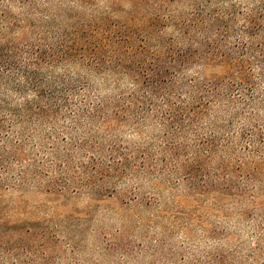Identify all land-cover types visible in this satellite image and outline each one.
I'll return each mask as SVG.
<instances>
[{
  "label": "trees",
  "instance_id": "obj_1",
  "mask_svg": "<svg viewBox=\"0 0 264 264\" xmlns=\"http://www.w3.org/2000/svg\"><path fill=\"white\" fill-rule=\"evenodd\" d=\"M48 1L0 0V187L138 200L180 174L221 201L255 192L264 0H112L66 26L60 5L47 22ZM52 220L0 217V264H49L65 225Z\"/></svg>",
  "mask_w": 264,
  "mask_h": 264
},
{
  "label": "rangeland",
  "instance_id": "obj_2",
  "mask_svg": "<svg viewBox=\"0 0 264 264\" xmlns=\"http://www.w3.org/2000/svg\"><path fill=\"white\" fill-rule=\"evenodd\" d=\"M60 1L43 5L50 25L56 26L50 20L59 11L55 5L61 6L63 14L71 12L64 22L57 20L66 26L76 16L91 18L101 13L112 0ZM246 1L250 0H243L241 7ZM12 8L19 14L25 12L17 4ZM183 8L178 5V10ZM214 69L208 73L221 71ZM97 77L105 85V76ZM106 77L108 83L116 79ZM120 77L112 84L115 88L122 90L132 83L128 76ZM176 176L168 184L160 181L136 190L138 200H128L117 192L121 188L104 197L71 188L66 196H58L38 187H0V217L11 221L64 219L65 225L56 227L60 241L51 244L45 256L39 251L50 259L49 264H264V168L251 171L246 179L256 184L255 192L236 202L217 200L213 193H203L197 182L192 185L180 174Z\"/></svg>",
  "mask_w": 264,
  "mask_h": 264
}]
</instances>
